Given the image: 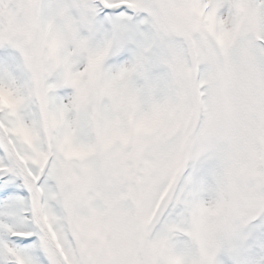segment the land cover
<instances>
[{
  "label": "snow or ice",
  "instance_id": "obj_1",
  "mask_svg": "<svg viewBox=\"0 0 264 264\" xmlns=\"http://www.w3.org/2000/svg\"><path fill=\"white\" fill-rule=\"evenodd\" d=\"M0 264H264V0H0Z\"/></svg>",
  "mask_w": 264,
  "mask_h": 264
}]
</instances>
